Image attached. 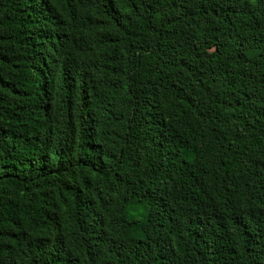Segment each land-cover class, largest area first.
<instances>
[{"label":"trees","instance_id":"trees-1","mask_svg":"<svg viewBox=\"0 0 264 264\" xmlns=\"http://www.w3.org/2000/svg\"><path fill=\"white\" fill-rule=\"evenodd\" d=\"M0 264H264V0H0Z\"/></svg>","mask_w":264,"mask_h":264}]
</instances>
